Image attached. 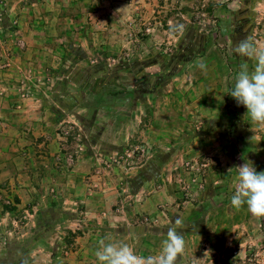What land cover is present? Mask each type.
<instances>
[{
  "label": "crops",
  "instance_id": "1",
  "mask_svg": "<svg viewBox=\"0 0 264 264\" xmlns=\"http://www.w3.org/2000/svg\"><path fill=\"white\" fill-rule=\"evenodd\" d=\"M6 1L8 8L1 15L5 24L0 26V56L7 63L0 69V249L16 238L25 246L21 252L24 259L31 258L30 264H42V260L44 264H100L95 252L103 240L127 244L143 257H155L177 217L184 222L177 231L185 239L177 264L194 258L199 264L213 263L209 260L218 252L233 244L246 245L252 226L257 229L255 241L264 239V217L253 216L246 205L239 210L231 205L238 167L251 162L257 172L264 171V126L252 123L247 109L229 94L240 65L246 62L249 71L255 67L254 59L233 52L237 36L241 40L248 33L223 34L229 58L222 60L220 49L213 46L205 57L215 51L219 58L191 62L190 72L175 80L173 92L154 103L156 125L143 140L147 155L131 160L127 170L101 174L94 168L96 155H81L70 166L57 135L68 123V115L58 105L53 73L70 63L64 56L74 33L72 26L79 24V17L67 10L70 0ZM254 2L264 7V0ZM111 6L107 17L106 12L95 16L98 24L93 31L105 19L113 26L119 18L114 12L118 4ZM126 7L121 4V9ZM12 20L17 22L15 33L8 28ZM94 33L92 38L77 34L83 37L80 45L85 51L91 39L96 42L102 35ZM252 37L258 47H264V22L261 28H253ZM137 111L133 124L143 116L141 108ZM168 112L184 122L173 126V156L161 168L149 151L161 147L157 134L171 131L159 127L163 122L159 117ZM189 113L197 121L187 124ZM199 123L201 131L196 133ZM203 156L207 168L202 175L186 174L176 167L189 161L198 164ZM188 175L204 184L189 201L181 202L175 183ZM5 200L11 207L3 206ZM76 233L73 249H65L66 236ZM33 244L44 246L33 251ZM23 257L15 247L5 259L20 264Z\"/></svg>",
  "mask_w": 264,
  "mask_h": 264
},
{
  "label": "rangeland",
  "instance_id": "2",
  "mask_svg": "<svg viewBox=\"0 0 264 264\" xmlns=\"http://www.w3.org/2000/svg\"><path fill=\"white\" fill-rule=\"evenodd\" d=\"M254 1L256 0L68 1L67 10L79 17V24L72 26L74 33L69 38L71 44L64 56L70 63L53 75L59 95L58 105L68 115V123L57 131V135L63 142V152L68 155L66 158L69 165L72 166L81 155H96L98 162L95 170L101 174H114L116 171L129 169L131 160H140L141 156H146L147 149H144L143 140L148 137L151 126L156 125L153 117L154 103L162 101L167 92H173L177 82L175 80L190 72L191 62L213 57H220L222 60L229 58L230 52L224 49L227 45L224 33H248L252 36L253 28H261L264 7ZM112 3L119 6V9L114 10L119 18L113 21V26L105 19L99 30L93 31V27L98 24V14L106 12L107 17L113 11ZM121 4L126 5V9H121ZM253 6L255 8L252 11ZM7 8V1L0 0V26L5 24V18L1 15ZM230 12L232 17H228ZM8 28L15 33L18 29L17 22L10 21ZM109 30H113L112 34L108 33ZM94 32L102 35L96 42L91 39V47L85 51L80 45L83 37L77 34L83 33L84 38H92L91 33ZM239 40L237 36L233 44ZM213 46L220 49L219 57L215 51L205 57L208 50H213ZM0 60L3 61V57L0 56ZM138 108L142 109L143 116L140 123L135 119L133 124L131 119L139 115H136ZM168 113L159 117L163 119L159 127L164 126L171 131L157 134L161 147H153L149 151L161 168H166L169 165L167 158L173 156L176 141L173 126L177 121L184 122L172 115L173 112ZM185 120L187 124L197 121L191 113L185 116ZM225 121L230 123L229 120ZM199 124L196 133L201 131L202 125ZM150 136L154 137L152 134ZM204 157L198 164L189 161L190 163L184 162L176 167L186 174L198 172L202 175L207 168V159ZM190 177H182L175 183L176 194L181 202L189 201L190 195L204 184V180L194 181ZM3 206L11 207L10 201L5 200ZM13 226L17 228V225ZM256 231L252 226L249 235L245 236L246 245L233 244L234 246L215 254L209 260L213 262L210 264H264V239L256 242L253 237ZM76 237L77 233L66 236L65 249H73ZM10 240L9 244H2L0 264H18L15 260L5 259L15 247H18L22 257L25 255L21 252L25 248L22 242L18 243L20 241L16 238ZM42 245L44 246L33 244V251L42 248ZM19 261L20 264L32 262L31 258L24 257ZM44 261L41 263L44 264ZM188 264H199V261L194 258Z\"/></svg>",
  "mask_w": 264,
  "mask_h": 264
},
{
  "label": "clouds",
  "instance_id": "3",
  "mask_svg": "<svg viewBox=\"0 0 264 264\" xmlns=\"http://www.w3.org/2000/svg\"><path fill=\"white\" fill-rule=\"evenodd\" d=\"M233 52L248 60H255V67L249 71L248 64L242 63L234 86L230 91L238 105L246 109V116L254 124L264 126V47H258L251 35L239 40ZM203 68V65L200 66ZM233 208L239 210L247 206L248 211L256 217H264V171L257 172L252 163H244L238 167L237 186L231 198ZM184 222L177 217L168 227L166 239L158 256L143 257L137 255L127 244L99 242L95 256L100 264H177L185 251V239L178 228Z\"/></svg>",
  "mask_w": 264,
  "mask_h": 264
},
{
  "label": "built area",
  "instance_id": "4",
  "mask_svg": "<svg viewBox=\"0 0 264 264\" xmlns=\"http://www.w3.org/2000/svg\"><path fill=\"white\" fill-rule=\"evenodd\" d=\"M17 47L22 49L23 48V44L20 41H18L17 42ZM6 66H7V63H5L2 60H0V69H4V68H6ZM7 203H9V202H7Z\"/></svg>",
  "mask_w": 264,
  "mask_h": 264
}]
</instances>
